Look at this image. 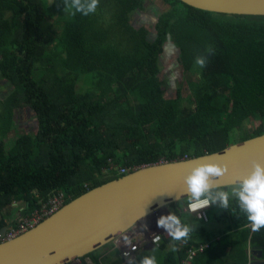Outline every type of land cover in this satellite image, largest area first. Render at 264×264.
I'll return each mask as SVG.
<instances>
[{
  "label": "trees",
  "instance_id": "1",
  "mask_svg": "<svg viewBox=\"0 0 264 264\" xmlns=\"http://www.w3.org/2000/svg\"><path fill=\"white\" fill-rule=\"evenodd\" d=\"M146 1L99 0L84 16L72 15L63 0H0V81L11 88L0 97V230L16 227L55 195L64 194L66 205L126 175L122 168L196 158L264 135V17L201 11L180 0H159L165 13L144 15ZM137 13L156 23L155 33L133 25ZM169 38L193 107L180 101L183 82L176 98L166 97L161 58ZM199 56L207 57L203 68L194 63ZM22 111L34 117V134L20 132ZM21 201L23 210L13 206ZM188 205L187 198L170 206L185 224ZM9 207L19 211L13 219L4 213ZM213 209L224 229L188 224L192 232L175 251L163 236L154 248L167 256L155 255L157 264H249V244L264 247V229L252 231L234 200L227 210L219 202ZM234 235L242 245L223 244V236ZM109 246L81 262L128 264L102 255ZM150 251H138L133 261Z\"/></svg>",
  "mask_w": 264,
  "mask_h": 264
},
{
  "label": "water",
  "instance_id": "2",
  "mask_svg": "<svg viewBox=\"0 0 264 264\" xmlns=\"http://www.w3.org/2000/svg\"><path fill=\"white\" fill-rule=\"evenodd\" d=\"M180 1L216 14L264 17V0ZM171 48L179 52L169 38L165 53ZM253 161L264 164V135L230 145L220 152L138 168L89 190L34 228L1 242L0 264H68L81 259L111 242L123 240L142 220L187 199L184 177L192 167L204 163L226 165L228 172L215 181L221 188L231 187L238 178L246 176ZM7 229L0 230L2 238ZM248 254L249 264H264L263 246L252 248Z\"/></svg>",
  "mask_w": 264,
  "mask_h": 264
},
{
  "label": "clouds",
  "instance_id": "3",
  "mask_svg": "<svg viewBox=\"0 0 264 264\" xmlns=\"http://www.w3.org/2000/svg\"><path fill=\"white\" fill-rule=\"evenodd\" d=\"M98 4L99 0H63L64 8L73 10L72 15L80 13L87 16L95 13ZM207 51L211 54V49ZM206 62L207 57L205 56H199L194 61L201 68L206 66ZM227 172L226 165L221 166L213 163H204L192 167L184 177L188 206L197 211L219 202V205L227 210L230 200H234L239 210L245 214L252 231L259 232L264 229V164L253 161L251 171L243 178H238L237 183L230 187V191L222 190L220 185L215 183L217 178L223 177ZM187 209L188 207L185 211L189 212ZM157 227L167 232L173 242V251H175L176 242L186 241L192 232V227L182 223L181 219L173 213L159 217ZM159 240L160 237L156 236L153 243L158 246ZM157 250L158 247L154 248L153 253ZM129 264H157V259L155 254L146 255L140 258L138 262L130 261Z\"/></svg>",
  "mask_w": 264,
  "mask_h": 264
},
{
  "label": "rangeland",
  "instance_id": "4",
  "mask_svg": "<svg viewBox=\"0 0 264 264\" xmlns=\"http://www.w3.org/2000/svg\"><path fill=\"white\" fill-rule=\"evenodd\" d=\"M49 1H53V0H49ZM145 7H146V10L143 12L144 15L148 14L151 11H154L155 14H157V16H161L165 13V10L168 9V7H166L163 2H161V1L159 2V0H156V1L147 0ZM155 14L151 15L149 17L153 18V16H154V18H156ZM144 20H146V19H144V17L140 13H137L133 19V25L136 26L137 28H144L145 27L149 31H152L155 33L156 23L155 22L148 23L150 20H147L148 22L147 21L144 22ZM179 57H180L179 52H177V51H175V49L171 48V50L168 53H164L163 57L161 58V66H162L161 78L165 82V85H164L165 94H166L167 98H176L178 96V88L180 87L181 83L183 82V85H184L183 86V94L184 95L182 96V99L180 101L182 103H186V104L191 105L193 107L194 106V103H192V102H194L193 91L190 90L191 88H189L187 82L184 81V79L187 78V76L184 75L183 69H182V67H180V65L178 63ZM36 73L40 75L41 70L37 69ZM80 85H82L83 88L89 87L88 80L85 76L80 79ZM10 90H11V88L9 87L8 83H6L5 81L4 82L0 81V97L8 95ZM21 113H22V115L19 114L20 116H18L19 118H18V123H17L20 132L34 134L37 131L36 121H35L34 117L31 118V116H29V114H27L25 111H22ZM257 124H259V122ZM253 126H254V124L250 123L249 125L246 126V128L251 129ZM13 134H14V132L10 133L8 135V138L10 139V137H11L10 135H13ZM15 204H13V205H15ZM15 209L16 208H13V207L6 208L4 213L13 219V217H15V214L16 213L18 214V212H19V211L18 212L15 211ZM216 212L217 211L215 209H210L207 211V214L209 216V222H207V221H205V220L199 218L198 216L193 215L189 212H187L183 215L182 220L188 224H196V225H200V226H204V227H211L212 229L216 230L217 234H218V231L221 229H224V228L222 227L220 222H218L216 220L214 221V216H215ZM170 213H172V209L169 207L168 210L167 209L160 210L156 214L150 216L148 219L142 220L141 223L137 224L134 227V229H132L128 234H126V235H128V239L131 241L128 243L135 244L137 238H138V240H140V236L138 234L140 232H141L140 234H141V240H142L143 236H145L144 233L142 232V230L145 229L146 225H151V227L147 226L146 234H152V233L160 232L162 234V236H166L169 238V235L167 234V232H165L164 229L157 227V220L162 215L166 216ZM222 213L223 212H220V214L218 216H220ZM14 220H16V219L14 218ZM220 238H222V235H220V237L217 238V240ZM223 239H224L223 244L229 243L232 240L235 241L236 243L241 244V245L243 243V240L240 239L237 235L229 236V237L223 236ZM118 240L113 242V246L103 248L101 250V254L102 255H104V254L108 255V253H109V255L113 256L114 259H117L119 257L118 254L120 252V256L122 257V259L126 260V262L129 263L130 261H133L134 260L133 255L122 256L121 251L123 248L118 249V247L115 243ZM217 244H218V241H217ZM123 245L125 246L126 242H124ZM142 248L145 250H150L153 248V245L151 243H148L146 245H143ZM155 248H157V247H155ZM140 252H142V250ZM150 253L157 255L161 259H165L167 256V251H160L159 249L155 253H153V249H152L150 251ZM108 257H110V256H107V258ZM76 262L77 261L72 262L70 264H78ZM85 262H86V264H95L94 262H92V260L90 258H86ZM101 264H105L103 262V258L101 259Z\"/></svg>",
  "mask_w": 264,
  "mask_h": 264
},
{
  "label": "built area",
  "instance_id": "5",
  "mask_svg": "<svg viewBox=\"0 0 264 264\" xmlns=\"http://www.w3.org/2000/svg\"><path fill=\"white\" fill-rule=\"evenodd\" d=\"M128 172H130V170L126 169V168H122L120 169V173L122 174H128ZM65 196L64 194L60 193L59 195H55L52 198L49 199V203L43 205L41 211H36L34 214H32L31 217H26V218H22L16 225V227H12L9 228L8 227V232L7 234L4 236V238H2L0 236V243L5 241V240H10V239H14L18 236H20L21 234L27 232L28 230L34 228L37 224H39L40 222H42V220L45 217H48L52 214H54L55 212H57L60 208H62L63 206H65ZM213 204H210L209 206H206L202 209L199 210H193L190 208V206H188V211L193 213L194 215L198 216L199 218L205 220V221H209V216L207 214V211L210 210L212 208ZM148 227H151L148 226ZM147 231V226H145V229L142 231L144 233L145 236H143V239L140 241L135 242V244H128L127 248H125V250H122V256H128V255H133L135 256V254L141 249V247H143V245H146L148 243H151L153 246H155L156 244L153 243V241L156 239V236L160 237L159 243L162 241V234L153 236L151 234H146ZM202 250H204V247L202 248ZM186 264H192L191 262H187Z\"/></svg>",
  "mask_w": 264,
  "mask_h": 264
},
{
  "label": "crops",
  "instance_id": "6",
  "mask_svg": "<svg viewBox=\"0 0 264 264\" xmlns=\"http://www.w3.org/2000/svg\"><path fill=\"white\" fill-rule=\"evenodd\" d=\"M22 202L23 201H21V202H18V203H16L15 205H13L14 207H20V209H22L23 210V205H22ZM213 209V208H212ZM220 224L222 225V227L223 228H225V224L223 223L222 224V222H220ZM210 229H212L211 227H209ZM213 233H217V231L216 230H214V229H212L211 230ZM141 233V232H140ZM140 233H138L139 234V236H140V240H141V234ZM128 234V233H127ZM137 234V235H138ZM124 237V239L123 240H121V239H119L117 242H115L116 243V245H117V247H118V249H121V248H123L122 250H124L125 248H127V246L125 245H123V243L124 242H126L127 244H129L128 242H131L129 239H128V235H124L123 236ZM140 240H138V238H137V240H136V242L137 241H140ZM177 243V242H176ZM153 248H154V246H153ZM152 248V249H153ZM252 248H253V246H251V244H249V247H248V250L247 251H250V250H252ZM152 249H150V250H152ZM144 251L145 249H143V248H141L140 249V251ZM148 251V250H147ZM140 253V252H139ZM121 254H122V251H121ZM119 256H120V252H119ZM121 257V256H120ZM122 258V257H121ZM134 259H135V256H134ZM249 259H250V255H249ZM75 261H77L76 263H78V264H82L81 263V259H78V260H72L71 262H69L68 264H70V263H72V262H75ZM123 261H124V263H128V262H126V260H124L123 259ZM250 262V261H249ZM129 264V263H128Z\"/></svg>",
  "mask_w": 264,
  "mask_h": 264
},
{
  "label": "bare ground",
  "instance_id": "7",
  "mask_svg": "<svg viewBox=\"0 0 264 264\" xmlns=\"http://www.w3.org/2000/svg\"><path fill=\"white\" fill-rule=\"evenodd\" d=\"M146 180H148V181H150V179H144L143 181H146ZM127 184H128V182H127ZM157 213V212H156ZM152 214V213H151ZM149 217V216H148Z\"/></svg>",
  "mask_w": 264,
  "mask_h": 264
},
{
  "label": "flooded vegetation",
  "instance_id": "8",
  "mask_svg": "<svg viewBox=\"0 0 264 264\" xmlns=\"http://www.w3.org/2000/svg\"><path fill=\"white\" fill-rule=\"evenodd\" d=\"M27 114H29V116H30V113L29 112H27ZM173 213V212H172Z\"/></svg>",
  "mask_w": 264,
  "mask_h": 264
}]
</instances>
